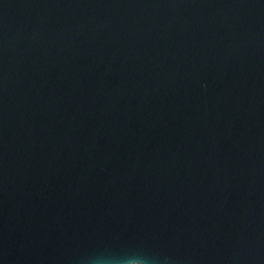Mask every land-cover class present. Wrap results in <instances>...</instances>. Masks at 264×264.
I'll use <instances>...</instances> for the list:
<instances>
[{"label":"water","instance_id":"obj_1","mask_svg":"<svg viewBox=\"0 0 264 264\" xmlns=\"http://www.w3.org/2000/svg\"><path fill=\"white\" fill-rule=\"evenodd\" d=\"M0 264H264V0H0Z\"/></svg>","mask_w":264,"mask_h":264}]
</instances>
